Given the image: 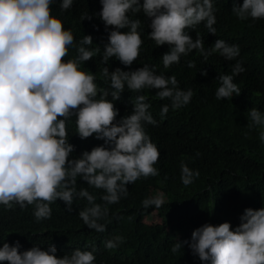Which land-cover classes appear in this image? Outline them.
Returning a JSON list of instances; mask_svg holds the SVG:
<instances>
[{
  "label": "clouds",
  "instance_id": "obj_1",
  "mask_svg": "<svg viewBox=\"0 0 264 264\" xmlns=\"http://www.w3.org/2000/svg\"><path fill=\"white\" fill-rule=\"evenodd\" d=\"M102 10L97 14L108 32V42L102 50L101 63L115 58L125 67L138 60L143 44L139 18L143 13L150 19L149 38L158 46L168 45L162 55L165 69L179 64L181 57L194 50L207 61L219 54L226 61L240 55L238 45L217 39L205 48L203 37L188 34L201 23L215 35L217 23L214 0H100ZM54 0H0V205L23 210L34 205L37 222L51 219V204L63 201L68 212L75 200H86L87 205L78 216L89 229L97 233L107 230L110 205H115L129 194L126 185L137 180L159 175L158 146L146 132V125L158 126L153 117L145 89H156V97L168 100L162 105L163 119L172 110L187 106L194 95L192 89L182 90L175 75L157 74L156 66L144 64L136 70L117 67L109 71L103 67L101 78L111 89L98 87L96 74L81 70L84 62L101 53L99 46L91 48L93 37L84 35L75 40L71 29H65L62 20L52 15ZM73 6V0H62V11ZM232 13L240 20L264 19V0H243L235 3ZM91 19V16H87ZM121 29H128L122 32ZM76 55L70 59L69 49ZM188 67H195L188 61ZM245 68L237 61L232 74L218 77L220 86L215 92L218 100L239 95L241 89L234 77ZM206 76L207 72L202 71ZM128 90L135 93L130 114L117 120L119 109L115 102ZM111 96V100L108 97ZM99 97V98H97ZM76 117V134L81 140L95 136L104 143L78 158L70 159L75 146L69 143L67 125ZM248 128L260 129L259 139L264 143V113L253 107L248 112ZM200 155L199 152L196 153ZM181 181L191 185L200 173L181 163ZM88 185H77V178ZM88 188L103 190L97 196ZM145 208L164 204L163 194L142 201ZM131 219V217H129ZM103 221V222H102ZM123 235H115L104 242L106 249L115 250L125 242ZM187 244L194 255L206 264H264V207L246 208L240 224L233 230L229 222L218 226L204 224L191 234V241L174 243L172 253ZM17 240L3 242L0 262L7 264H94L95 247L79 248L58 258L57 248L50 244L47 250L34 245L20 251Z\"/></svg>",
  "mask_w": 264,
  "mask_h": 264
},
{
  "label": "trees",
  "instance_id": "obj_2",
  "mask_svg": "<svg viewBox=\"0 0 264 264\" xmlns=\"http://www.w3.org/2000/svg\"><path fill=\"white\" fill-rule=\"evenodd\" d=\"M61 2L54 0L52 15L62 20L66 30H72L76 41L91 35L93 45L90 47L101 48V53L81 65V70L96 74L98 87L111 91L100 76L103 67H108L110 72L117 67L129 71L148 64L156 66L157 74L175 75L179 87L185 91L192 89L194 95L187 106L175 111L170 108L162 119L160 109L170 101L156 97V89L144 90L151 105L149 110L158 122V126L146 125L145 128L160 152L159 161L154 165L159 175L142 177L126 185L128 196L109 206L105 232L89 229L79 218L78 212L87 205L86 200H75L72 212H68L66 204L58 199L50 205L51 219L40 222L34 218V205L23 210L19 205L12 209L0 205V247L3 242L11 245L18 240L23 252L34 245L47 250L52 244L57 248L58 258L77 248L92 250L95 247L94 264H206L187 244L177 253H172L171 248L176 242H190L192 232L204 224L218 226L229 222L234 230L246 208L264 207V143L259 139L260 129L250 130L247 126L251 108L264 113V19L240 21L232 8L234 3L242 5L243 0H214L215 35L209 33L203 23L195 30L188 29V34L195 40L199 33L206 49L217 39L238 45L240 55L226 61L219 54H213L205 61L194 50L181 57L179 64L165 69L161 57L169 51V46L157 47L149 38L151 21L142 12L129 14L132 19H141L144 41L138 60L129 68L115 58H110L106 65L101 63L102 50L112 28L106 30L97 15L102 10L100 0H73V6L64 11L60 8ZM140 2L142 4L143 0ZM75 55V47L70 48L65 59ZM188 61H194L195 67L189 68ZM237 61L245 68L233 81L241 92L238 96L233 94L232 98L218 100L215 96L220 86L218 77L232 74V66ZM202 71L207 75H202ZM135 95L126 89L115 102L119 109L117 120L131 113ZM108 99L111 100V96ZM75 120L73 116L67 125L69 143L75 146L70 159L104 143L95 136L81 140L76 134ZM182 162L200 173L187 187L181 181ZM77 185L78 188L88 187L79 177ZM88 190L97 196V203L102 202L99 197L104 194L103 190ZM157 194H163L164 204L159 208H145L142 201ZM115 235H123L125 242L115 250L106 249L104 242Z\"/></svg>",
  "mask_w": 264,
  "mask_h": 264
}]
</instances>
